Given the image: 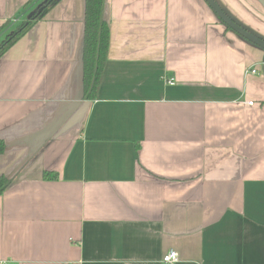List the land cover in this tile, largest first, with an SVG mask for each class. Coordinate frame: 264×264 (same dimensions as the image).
Wrapping results in <instances>:
<instances>
[{
  "label": "crops",
  "instance_id": "0c3cea01",
  "mask_svg": "<svg viewBox=\"0 0 264 264\" xmlns=\"http://www.w3.org/2000/svg\"><path fill=\"white\" fill-rule=\"evenodd\" d=\"M215 1L264 40V0ZM83 19L61 0L0 57V264H264V51L204 0H105L85 100Z\"/></svg>",
  "mask_w": 264,
  "mask_h": 264
},
{
  "label": "trees",
  "instance_id": "16d2710c",
  "mask_svg": "<svg viewBox=\"0 0 264 264\" xmlns=\"http://www.w3.org/2000/svg\"><path fill=\"white\" fill-rule=\"evenodd\" d=\"M60 1L61 0H44L40 4L38 14L33 17V20L21 24L0 43V57L25 35L36 21L43 18ZM104 7L105 0H84L82 96L85 100H93L95 98L106 62L109 45V28L103 19ZM3 152L4 143L0 140V155H2ZM42 178L43 180H53L56 178V175L44 172ZM11 182L12 180L0 176V195L10 186Z\"/></svg>",
  "mask_w": 264,
  "mask_h": 264
},
{
  "label": "water",
  "instance_id": "95a60500",
  "mask_svg": "<svg viewBox=\"0 0 264 264\" xmlns=\"http://www.w3.org/2000/svg\"><path fill=\"white\" fill-rule=\"evenodd\" d=\"M219 21L229 30L264 51V40L235 22L215 0H204Z\"/></svg>",
  "mask_w": 264,
  "mask_h": 264
},
{
  "label": "rangeland",
  "instance_id": "374dc122",
  "mask_svg": "<svg viewBox=\"0 0 264 264\" xmlns=\"http://www.w3.org/2000/svg\"><path fill=\"white\" fill-rule=\"evenodd\" d=\"M40 6V5H39ZM36 7L27 17L21 19L17 24H11L10 22H4L0 24V43L6 39L8 35H10L14 30L19 27L23 23H27L29 20H33L34 16L38 14L39 8Z\"/></svg>",
  "mask_w": 264,
  "mask_h": 264
},
{
  "label": "built area",
  "instance_id": "2783aa9c",
  "mask_svg": "<svg viewBox=\"0 0 264 264\" xmlns=\"http://www.w3.org/2000/svg\"><path fill=\"white\" fill-rule=\"evenodd\" d=\"M249 73L256 74V70L254 69L250 70ZM166 83L169 85H173L174 80L173 79L166 80ZM248 105H252V103L249 102ZM161 262L162 264H178L179 262L178 254L175 251L170 250L169 252H167L162 256Z\"/></svg>",
  "mask_w": 264,
  "mask_h": 264
}]
</instances>
